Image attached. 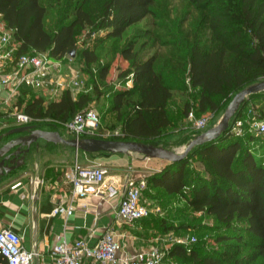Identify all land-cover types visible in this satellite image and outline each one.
Listing matches in <instances>:
<instances>
[{
  "label": "trees",
  "instance_id": "trees-1",
  "mask_svg": "<svg viewBox=\"0 0 264 264\" xmlns=\"http://www.w3.org/2000/svg\"><path fill=\"white\" fill-rule=\"evenodd\" d=\"M172 1L176 0H0V21L16 46L15 57L46 54L61 60L75 51V60L77 35L85 29L88 37L95 36V45L111 42L110 51L129 63L119 78L120 84L130 81L131 86L113 91L110 97L122 140L156 145L176 123L169 106L173 91L193 92L195 104L186 101L181 108L180 118L185 119L190 113L218 114L237 92L264 80V0H177L185 4L192 21L179 34L169 22ZM57 5L62 12L56 29L49 32L45 18ZM148 18L154 28L142 30L138 24ZM188 20L184 15L180 25ZM80 57L83 72L91 75L90 66L99 62V55L83 49ZM108 68L103 63L98 77L83 76L89 90L75 99L69 90L56 101L33 97L21 102L24 113L33 123L71 120L101 94L95 82L106 79ZM263 96L251 97L232 118L243 122L241 136L228 131L194 147L184 160L166 162L147 178L144 197L152 189L179 196L186 207L212 216L218 225L211 247L196 245L194 237L191 245L174 243L164 261L264 264V159L250 146L255 136H264L250 126L252 118H264V105L255 110ZM191 160L202 171L191 168ZM153 217L140 221L159 235L187 227L181 220L175 227ZM0 264H7L1 255Z\"/></svg>",
  "mask_w": 264,
  "mask_h": 264
},
{
  "label": "crops",
  "instance_id": "crops-1",
  "mask_svg": "<svg viewBox=\"0 0 264 264\" xmlns=\"http://www.w3.org/2000/svg\"><path fill=\"white\" fill-rule=\"evenodd\" d=\"M61 60L63 75H75L79 79H84L75 68L74 61L68 65L66 60ZM12 69L13 64H7L2 73L7 74ZM53 88L50 86L36 89L28 84H22L17 89L0 86V135L22 126L17 125L13 118L14 113H24L22 101H28L33 97H42L45 101L58 100L63 91L55 94ZM69 91L74 99L80 93ZM30 125L46 131H57L61 137L69 139L62 126L47 124L44 120H37ZM38 144L39 148L30 151L20 169L0 180V228L11 227L22 237L26 249L37 252L38 256L33 264H51L47 257L49 249L63 241L71 243L84 239L92 246L106 228H111L115 234L119 244L118 256L121 259L164 240L150 237L151 234L158 232L145 222L125 224L118 221L114 210L117 198L101 199L91 196L71 202V189L63 177L64 172L76 160L84 167L103 166L114 177L123 178L132 173L147 179L159 169L149 173L143 169L146 167L139 166L154 159L134 160L131 155L88 154L43 140H39ZM36 180L38 183H35ZM54 209L58 211L53 213ZM82 264L102 263L86 257Z\"/></svg>",
  "mask_w": 264,
  "mask_h": 264
},
{
  "label": "built area",
  "instance_id": "built-area-1",
  "mask_svg": "<svg viewBox=\"0 0 264 264\" xmlns=\"http://www.w3.org/2000/svg\"><path fill=\"white\" fill-rule=\"evenodd\" d=\"M16 46L9 33L0 36V86L17 89L22 84L40 89L53 86L52 91L57 94L64 90L87 92L89 87L84 79L77 76L62 74V60L50 59L46 54H21L15 57ZM71 64L73 57L67 55L63 58ZM7 64H13V69L3 74ZM17 125H30L33 119L25 113H14ZM188 118L194 120L197 133H203L208 127L207 119H194L192 113ZM45 123L62 126L69 139L102 138L105 133L101 130L100 118L94 107H87L77 113L71 120L59 123L54 120H44ZM251 129L257 134H264V122L252 118ZM229 131L239 137L243 134V122L234 118L230 121ZM64 180L71 189V202L75 199H87L91 196L101 199H118L114 207L118 221L133 224L137 221L157 216L160 208L149 204L144 199L147 179L127 174L123 178L114 177L103 166L84 167L75 162L64 172ZM38 183V180L35 181ZM58 209H54L56 213ZM191 243L195 238L189 239ZM173 242L185 244L183 240L165 238L157 245L139 253L121 259L118 256L119 244L111 228H106L98 237L96 243L89 246L84 239L71 243L61 242L53 245L47 257L51 264H82L88 257L102 264H163L166 257L165 243ZM0 255L7 264H33L38 256L35 250H28L22 243V237L11 227L0 228Z\"/></svg>",
  "mask_w": 264,
  "mask_h": 264
},
{
  "label": "rangeland",
  "instance_id": "rangeland-1",
  "mask_svg": "<svg viewBox=\"0 0 264 264\" xmlns=\"http://www.w3.org/2000/svg\"><path fill=\"white\" fill-rule=\"evenodd\" d=\"M186 8L185 4L180 1H172L170 4V12H169V22L171 26L174 28V31L177 33L181 29H186L188 25H192L191 16H187L185 13ZM62 12L61 5H57L54 10L49 12L46 15L45 18V27L49 32H53L56 29V23L60 16V13ZM185 15L187 19H189L184 25L181 24V18ZM153 21V20H152ZM149 18L139 23V27L142 28V30L145 29H153L154 25H152V22ZM3 24L0 21V36L5 33ZM87 33H89L88 29L82 30L77 35V58L74 60L73 63H76L75 68H79L80 70L85 69L83 59L80 57V52L83 49H93L97 52V54L100 57L99 62L96 64H93L90 66V72L91 75L89 76H97L98 70L100 66L103 63H108L109 68L107 72L106 79L104 81H99L97 78L95 84L98 86V91L101 93L100 95H95L94 101L89 105L90 107H95L99 113V116H101V128L102 131L105 133L104 137L99 139H110L116 138V140H122V134L121 129L118 121L116 120V114L110 109L111 107V95L112 92L115 90L124 89L131 86V82L128 81L124 86L121 83V79L119 78L120 73L122 71L126 70L129 67V63L124 61L118 54L112 53L111 48V42L108 40L104 42H100L95 45L94 39L95 36L88 37ZM179 34V33H177ZM98 35H103L102 33H99ZM152 41H150L151 43ZM83 76L85 78H89L88 74H85L83 72ZM98 77V76H97ZM193 93V92H192ZM192 93L190 91L181 92L178 90L173 91V96L170 101V108H174L175 115L173 118L176 120L175 124H172L170 128H168L165 132V134H168L167 137H163V139H160L159 143H156V145L163 147L167 150L180 153L183 151V149L186 147V145L196 136L199 135L197 133L196 129L194 128V120H190L189 118L181 119V108L186 103V101H190L192 105L195 104V100L192 97ZM189 94L191 96H189ZM264 94V93H263ZM47 102L50 101L49 99L46 100ZM264 105V96L262 99L258 100L256 102V111H258V108H261V106ZM88 106V107H89ZM226 108V107H225ZM224 108V109H225ZM224 109L219 112L218 114H202L200 116H196V119H207L208 120V128L215 126L218 121L220 120ZM178 118H177V117ZM44 120H50V119H44ZM264 122V118L262 119ZM48 124V123H47ZM244 125H247V122L244 123ZM206 129V130H207ZM205 130V131H206ZM201 134V133H200ZM115 140V139H114ZM148 144V143H147ZM251 150L256 152L259 157H262L264 159V136H255V141L250 145ZM82 152V151H81ZM134 160L136 159H143L144 157L138 154H131ZM166 165L165 161L162 160H156L154 159L152 162H148V164H143V166L139 167H146L143 168L144 170H147L149 173L160 170L163 166ZM189 165L191 168H193L196 171H202V167L200 164L197 163L195 160H191L189 162ZM150 175V174H149ZM149 194L151 196L149 197ZM147 197H144L147 203L155 204L158 208H160V214L153 217V219H157V221H164V224L166 225H180V222H185L186 228L171 230L167 231L165 235H159L160 233H153L150 235V237H159V238H168V239H179L183 240L186 245H191L190 238L195 237L197 239L196 245H199L201 247L209 248L212 246L211 239L215 235L218 225L216 224L214 218L212 216H209L203 212H196L190 207H186V204L184 201L181 200L179 196H172L168 197L164 195L161 191H155L150 190L147 192ZM179 218H176V217ZM181 220V221H180ZM184 225V224H183ZM179 227V226H178ZM170 229V228H168ZM173 242H167L165 243L166 250H170L171 246L173 245ZM163 264H183L180 260L175 261H167L165 260Z\"/></svg>",
  "mask_w": 264,
  "mask_h": 264
},
{
  "label": "water",
  "instance_id": "water-1",
  "mask_svg": "<svg viewBox=\"0 0 264 264\" xmlns=\"http://www.w3.org/2000/svg\"><path fill=\"white\" fill-rule=\"evenodd\" d=\"M69 55L74 57L75 51H71ZM263 93L264 80L237 92L227 104L218 123L193 138L180 153L167 150L158 145L135 141L98 138L65 139L57 131H46L35 128L33 125H22L0 135V180L25 164V157L30 151L39 148V140L47 143L62 144L88 154H138L145 159L162 160L168 163L180 162L187 157L194 147L213 142L227 133L230 128V121L240 108L251 97Z\"/></svg>",
  "mask_w": 264,
  "mask_h": 264
}]
</instances>
